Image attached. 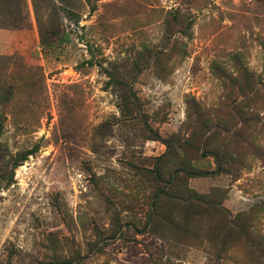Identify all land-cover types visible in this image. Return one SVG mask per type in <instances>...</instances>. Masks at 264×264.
Wrapping results in <instances>:
<instances>
[{
  "label": "rangeland",
  "instance_id": "obj_1",
  "mask_svg": "<svg viewBox=\"0 0 264 264\" xmlns=\"http://www.w3.org/2000/svg\"><path fill=\"white\" fill-rule=\"evenodd\" d=\"M0 264H264V0H0Z\"/></svg>",
  "mask_w": 264,
  "mask_h": 264
},
{
  "label": "crops",
  "instance_id": "obj_2",
  "mask_svg": "<svg viewBox=\"0 0 264 264\" xmlns=\"http://www.w3.org/2000/svg\"><path fill=\"white\" fill-rule=\"evenodd\" d=\"M30 53H32V55H36V54H38V52H30ZM39 54H40V56H41V52H39Z\"/></svg>",
  "mask_w": 264,
  "mask_h": 264
}]
</instances>
